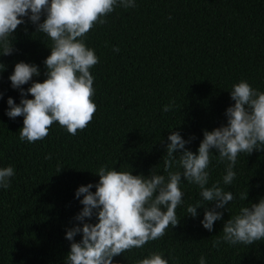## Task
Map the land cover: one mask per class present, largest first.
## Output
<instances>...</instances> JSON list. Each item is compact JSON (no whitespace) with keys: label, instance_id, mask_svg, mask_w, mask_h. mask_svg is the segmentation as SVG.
<instances>
[{"label":"trees","instance_id":"16d2710c","mask_svg":"<svg viewBox=\"0 0 264 264\" xmlns=\"http://www.w3.org/2000/svg\"><path fill=\"white\" fill-rule=\"evenodd\" d=\"M106 19L85 40L99 57L90 69L97 111L75 136L57 122L45 139L21 141L24 117L7 115L8 98L17 104L21 100L9 79L15 65L23 61L40 69L24 89L43 82L50 38L36 32L37 26L25 17L26 23L12 34L15 51L0 55L6 66L0 74V168L15 170L11 187L0 189V264H66L72 243L66 231L77 223L83 226L74 219L83 208V196L78 199L75 193L89 183L95 192L100 167L145 177L155 168L167 176L163 158L172 132L185 140L195 137L186 148L198 153L204 130L227 123L226 109L235 103L230 95L234 84L246 80L264 92V0H136V7H117ZM173 101L172 110L164 112ZM217 156L212 153L208 186L219 181L236 199L217 209L224 215L213 230L201 223L204 207L197 209V217L188 215V205L207 202L198 186L184 180V203L176 210L179 225L143 248L114 257V264H137L152 252L162 253L169 264H199L201 255L206 264H264V241L213 247L231 216L264 198V151L238 156L230 186L222 182L226 164H217ZM247 191L248 200L241 201L239 194ZM75 239L79 242L82 233Z\"/></svg>","mask_w":264,"mask_h":264},{"label":"clouds","instance_id":"9594fccd","mask_svg":"<svg viewBox=\"0 0 264 264\" xmlns=\"http://www.w3.org/2000/svg\"><path fill=\"white\" fill-rule=\"evenodd\" d=\"M117 7L134 8L136 0H0V55L15 51L12 34L26 23L25 17L37 26L36 32L52 41L51 54L44 61L47 78L43 82L34 81L29 88H23L40 75L37 65L23 61L15 65L9 77L12 88L19 89L21 100L17 104L8 98L7 115L11 119L24 117L19 131L21 141L35 143L45 139L57 122L75 136L93 120L97 104L92 99L95 88L90 69L99 63V57L85 40L90 30L108 22L106 17ZM42 17L45 18L41 22ZM119 50L118 46L113 47V51ZM5 67L0 63V74ZM29 94L32 98H28ZM230 95L235 103L226 109L227 123L212 131L204 130L198 153L186 148L195 137L185 140L179 132L169 135L163 158V173L167 176L158 174L155 168L145 177L102 166L96 172L100 179L95 192L91 191L92 183L77 189L75 195L78 199L83 196V208L74 219L83 226L77 223L66 231L65 238L72 242L66 264H114V257L163 238L169 227L180 223L176 210L184 203L180 187L184 180L198 186L202 201L207 202L206 206L201 201L188 205V215L197 217V209L204 207L201 223L208 231L213 230L215 222L224 215L217 209H224L236 196L225 191L219 181L208 186L212 153H218L217 164H226L222 182L230 186L236 176L233 169L238 156L264 151V92L241 80L231 87ZM174 104L165 105L163 111H171ZM46 159H51V155ZM14 175L12 166L0 168V189L10 188ZM239 199L248 200V191L240 193ZM209 202H215L214 207H207ZM93 217L97 222H86V218ZM81 233L82 239L77 242L75 237ZM222 233L213 240L214 248L222 243L250 246L264 241V198L241 207L224 223ZM137 264L169 261L162 253L152 252ZM199 264H206L203 255Z\"/></svg>","mask_w":264,"mask_h":264}]
</instances>
